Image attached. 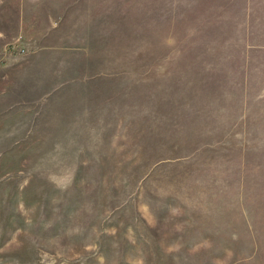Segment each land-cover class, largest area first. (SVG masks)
<instances>
[{
    "label": "rangeland",
    "instance_id": "obj_1",
    "mask_svg": "<svg viewBox=\"0 0 264 264\" xmlns=\"http://www.w3.org/2000/svg\"><path fill=\"white\" fill-rule=\"evenodd\" d=\"M0 264H264V0H0Z\"/></svg>",
    "mask_w": 264,
    "mask_h": 264
}]
</instances>
